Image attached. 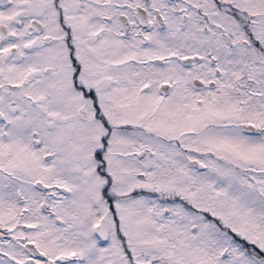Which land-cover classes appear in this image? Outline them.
Segmentation results:
<instances>
[{
  "label": "snow or ice",
  "instance_id": "1",
  "mask_svg": "<svg viewBox=\"0 0 264 264\" xmlns=\"http://www.w3.org/2000/svg\"><path fill=\"white\" fill-rule=\"evenodd\" d=\"M0 264H264V0H0Z\"/></svg>",
  "mask_w": 264,
  "mask_h": 264
}]
</instances>
